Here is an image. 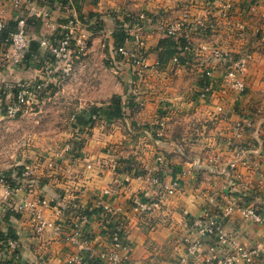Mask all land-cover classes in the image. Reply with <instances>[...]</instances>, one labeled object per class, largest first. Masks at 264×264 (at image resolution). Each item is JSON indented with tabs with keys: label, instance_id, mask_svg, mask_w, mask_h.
Segmentation results:
<instances>
[{
	"label": "crops",
	"instance_id": "obj_1",
	"mask_svg": "<svg viewBox=\"0 0 264 264\" xmlns=\"http://www.w3.org/2000/svg\"><path fill=\"white\" fill-rule=\"evenodd\" d=\"M35 1L39 17L30 29L33 41L59 36L68 19L86 16L84 46H78L80 33L76 31L70 69L58 68L47 76L42 58L13 64L2 55L5 46L0 42V117H6L1 104L14 92L15 84L39 78L47 79L51 89L54 85L52 98L63 88L62 102L75 108L71 124L75 114L91 106L105 107L113 95L120 96L123 113L110 121L99 118L89 125L72 126L64 146L73 148L79 143L75 155L64 152L63 147L23 150L18 166L28 165L31 174L29 184H22L18 191L17 202L25 200L30 206L13 210L0 192V237L8 232L15 236L24 264H67L76 255V248L66 240L68 213L61 211L72 202L91 210L90 248L101 250L107 240L100 232V205H112L124 213L136 193L156 199L158 187L150 183L149 174L158 153L168 163L171 176L180 179L181 189L163 197L146 217L128 214L131 251L125 264H171L184 256L182 238L191 220L204 207L215 208L223 194L239 198L242 205L264 200V0H230L225 18L217 9L208 13L202 0ZM140 13L147 18L143 33L149 63L143 81L113 53L120 25ZM16 14L8 0H0L4 37L13 30ZM183 14L190 22L208 17L216 21L215 29L206 33L189 34L182 29V35H191L197 45H215L232 55L251 53L243 71L242 93L223 87L224 63L211 57L208 49L193 47L184 52L183 63L173 65L168 60L163 66L156 65L165 40L162 27ZM209 68L215 69L214 95L203 103L198 91L203 85L202 72ZM218 103L231 108V113L226 117L219 114L214 108ZM236 123L243 127L236 130ZM231 163L235 168H230ZM41 198L49 201L43 207L44 217L65 224L60 232L37 231L32 208ZM226 229L235 231L249 246L258 242L263 231L262 226L243 221L238 213L231 216Z\"/></svg>",
	"mask_w": 264,
	"mask_h": 264
},
{
	"label": "built area",
	"instance_id": "obj_2",
	"mask_svg": "<svg viewBox=\"0 0 264 264\" xmlns=\"http://www.w3.org/2000/svg\"><path fill=\"white\" fill-rule=\"evenodd\" d=\"M15 10V26L4 41L5 51L2 55L13 64H25L28 60L38 61L43 59V68L47 76L56 69L67 72L70 69V56L73 37L79 31L78 46H84L83 27L88 18H72L60 27L59 36L42 37L37 43L35 52L30 50L33 41L30 29L39 15L35 12V0H8ZM208 13L216 9L221 11V17L228 16L231 8L230 0H202ZM26 9L27 13L23 10ZM43 17L48 16L45 11ZM147 25L146 15L143 13L129 16L127 23L120 27L125 32L121 45L113 48V53L122 63L127 64L139 81H143L149 68L146 53V40L143 33ZM190 34L210 32L215 29L216 21L212 17L206 20L190 22L183 14L181 18L162 27L165 38L175 42L176 52L169 59L173 65L183 63L184 52L199 47L208 49L211 57L224 63L222 74L223 87L240 94L245 89L243 71L251 59L250 52L232 55L221 50L218 46L197 45L191 35H182V29ZM6 28V23L0 18V37ZM182 35V36H181ZM264 41V35L261 37ZM61 64V65H60ZM156 65L162 66L157 55ZM215 69L209 68L202 72L203 85L198 91V99L203 103L211 101L214 95L213 74ZM49 82L39 78L31 81L18 82L14 86V92L5 96L1 104L3 114L8 118H15L24 112L31 104L43 99L47 92ZM137 93V92H136ZM141 105L140 101H137ZM216 111L223 117L231 113V108L221 104L214 105ZM92 118H95L93 115ZM245 124H248L247 122ZM243 123H236L235 129L240 130ZM158 135H161V133ZM69 145L63 146L64 152L76 154ZM242 149H239L241 152ZM243 163V161H241ZM230 168H235L231 163ZM31 169L28 165L14 167L10 171H0V192L2 198L13 210L20 211L30 206L27 202H17L18 191L22 184H29ZM149 181L158 187L157 198L136 193L127 207V211L119 213L112 205L102 204L97 211L100 221V232L105 236L107 244L99 251H91L92 233L89 230L91 215L89 209L84 210L76 203H67L62 206V212L67 214V226L70 233L66 240L77 250L76 255L68 262L71 264H125L129 260L131 251L127 238L126 221L128 214L133 217H146L152 213L163 197L173 195L181 189L180 179L171 176L168 163L164 156L158 153L155 157V165L150 170ZM49 201L45 198L38 199L36 206L32 208V218L37 231L51 230L60 232L65 224L57 223L43 215V207H48ZM234 213H238L241 219L255 225L262 226L263 231L258 242L254 245L242 243L235 231H228L226 224ZM185 255L171 264H264V200L259 204L242 205L239 198L227 194L221 196L219 204L215 208L208 206L202 209L199 217L191 220L188 233L182 238ZM9 260L11 264H24L19 252V245L15 236L8 232L0 237V264ZM67 263V264H68Z\"/></svg>",
	"mask_w": 264,
	"mask_h": 264
},
{
	"label": "rangeland",
	"instance_id": "obj_3",
	"mask_svg": "<svg viewBox=\"0 0 264 264\" xmlns=\"http://www.w3.org/2000/svg\"><path fill=\"white\" fill-rule=\"evenodd\" d=\"M54 88V85L53 89L48 87L43 101L31 104L21 115L0 117V171L18 166L23 150L25 153L31 148L56 150L67 142L66 133L72 131L70 115L75 108L62 102L65 95L62 87L57 98L50 97L55 92Z\"/></svg>",
	"mask_w": 264,
	"mask_h": 264
},
{
	"label": "trees",
	"instance_id": "obj_4",
	"mask_svg": "<svg viewBox=\"0 0 264 264\" xmlns=\"http://www.w3.org/2000/svg\"><path fill=\"white\" fill-rule=\"evenodd\" d=\"M15 26V25H14ZM119 31L116 32L115 35V46L121 45L123 42V39L125 37V32L122 30L121 27H119ZM5 31V29H4ZM4 31L2 32V36L0 37V42L4 43L5 39L7 37H4ZM162 53H160L159 56V62L163 65L167 63V61L172 57L174 52H176V44L175 42L165 38L162 42ZM38 43L36 41H32L30 43V50L35 52L37 49ZM122 102L119 95H115L110 100V103L105 107H95L91 106L90 108L83 109L77 114H75L74 121L72 122V126H80V125H89L92 124L94 121H96L99 118L104 119L105 121H110L115 118H119L122 116ZM95 116V118H92V116ZM79 143L73 144V148H79ZM71 264V263H68Z\"/></svg>",
	"mask_w": 264,
	"mask_h": 264
}]
</instances>
